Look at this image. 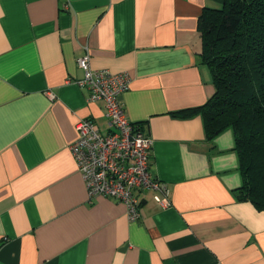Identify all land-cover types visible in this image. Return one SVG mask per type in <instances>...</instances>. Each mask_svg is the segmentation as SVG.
Wrapping results in <instances>:
<instances>
[{
    "label": "crops",
    "instance_id": "0c3cea01",
    "mask_svg": "<svg viewBox=\"0 0 264 264\" xmlns=\"http://www.w3.org/2000/svg\"><path fill=\"white\" fill-rule=\"evenodd\" d=\"M223 0H0V264H264V209L239 200L232 128L207 138L215 92L198 18ZM127 71V116L153 139L150 171L171 204L139 192L141 216L89 200L70 151L76 124L108 130L105 103L76 80ZM50 92L55 96L52 98Z\"/></svg>",
    "mask_w": 264,
    "mask_h": 264
},
{
    "label": "trees",
    "instance_id": "16d2710c",
    "mask_svg": "<svg viewBox=\"0 0 264 264\" xmlns=\"http://www.w3.org/2000/svg\"><path fill=\"white\" fill-rule=\"evenodd\" d=\"M200 58L211 70L215 92L201 112L209 139L232 128L239 156V200L264 209V0H223L198 18Z\"/></svg>",
    "mask_w": 264,
    "mask_h": 264
},
{
    "label": "built area",
    "instance_id": "2783aa9c",
    "mask_svg": "<svg viewBox=\"0 0 264 264\" xmlns=\"http://www.w3.org/2000/svg\"><path fill=\"white\" fill-rule=\"evenodd\" d=\"M77 64L85 75L76 82L87 90L89 102L104 101L108 125L104 131L93 119L80 118L76 124L78 137L70 145L89 200L99 196L115 198L127 206L130 220L141 216L140 191L151 190L159 206H169L168 183L150 171L153 139L143 123L127 116L121 99L130 87V74L92 67L88 47L77 58ZM50 96L55 94L50 92Z\"/></svg>",
    "mask_w": 264,
    "mask_h": 264
}]
</instances>
